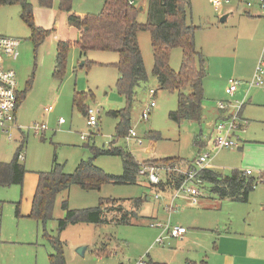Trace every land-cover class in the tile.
<instances>
[{
	"label": "rangeland",
	"instance_id": "374dc122",
	"mask_svg": "<svg viewBox=\"0 0 264 264\" xmlns=\"http://www.w3.org/2000/svg\"><path fill=\"white\" fill-rule=\"evenodd\" d=\"M95 1L101 3V0H72L71 9L83 13H97L101 7ZM230 4L232 2L225 3L224 0H190L187 21L197 27L195 45L206 58L207 73L203 79L204 102L200 121L175 122L168 117L169 111L177 106L175 91L159 89L154 96L150 94V89H156V79L151 74L153 58L150 39L148 32L139 33L140 51L148 72V80L138 88L137 99L131 109L130 127L142 144L135 139L126 142L119 138L115 140L116 146L130 150L137 158H150L154 155L160 158L180 157L191 161L211 149L208 145L213 136L211 131L219 120L217 103L241 104L240 117L246 123L244 130L235 134L243 141V149L211 152L212 165L214 169L226 174L236 168H249L253 171L252 176L259 178V170L264 169V85L248 89L246 82L251 78L264 45V17L244 16L243 8H240L222 23L220 14L216 12L221 7L224 13ZM52 5L51 7L57 9L59 0H52ZM19 11L18 5L0 6V34L20 40L19 56L10 61L9 65L16 72L17 88L24 90L28 82L31 87L27 88L17 113V124L21 128L13 129L12 140L0 134V161L9 162L23 141L22 153L25 158L19 162L25 166L27 172L23 187L22 184L0 185V264H49L48 255L54 249L43 236L41 223L37 225L30 217H16V202H20L21 212L29 208L36 172L49 170L54 158L63 165L64 172L71 173L80 160L91 157V151L85 147L87 142L98 148H107L113 141L117 122L116 118L107 115V111L123 108L125 103L115 87L117 71L113 66L91 64L82 68L78 65L83 60H95L105 64L117 58L115 53L89 51L80 59L78 48L72 46L67 54L65 74L58 80L52 76L55 41L51 44L49 36L35 49L28 39L29 28L21 20ZM138 19L145 21V14L139 13ZM48 20L51 22V18ZM43 28L47 29L44 26ZM180 62V49L173 48L169 65L178 70ZM228 79L241 82V86L232 96L225 93ZM87 89H91L94 94L90 106L99 111V124L94 127V135L89 141L81 138L82 134L88 135L89 128L85 124V118L79 116L76 107L72 105L75 90ZM151 100L156 105L148 119H143L141 111ZM51 104H54L53 111L44 113V107ZM60 118L64 123L58 122ZM41 125H44L43 133L35 132L34 128ZM149 131H155L161 137L154 140L149 137ZM197 138L206 141L208 147L197 146ZM94 164L107 173L122 172L119 156L100 155L94 159ZM262 187V184H258L253 192ZM153 192L143 179L135 184H104L99 190H82L72 185L57 196L52 218L45 224L46 231L52 236L58 235L57 220L64 216L61 203L65 199L68 207L72 209L95 207L101 198L125 199L126 201L113 203V206L129 209L131 204L127 200L145 197ZM165 204L164 200H155L151 195L150 201L145 200L138 213L143 218L134 220L132 224H69L59 234L64 242L65 264H134L140 258L145 262L147 260L149 264L163 262L160 260L164 259L162 255H165V251L178 247L175 238H171L169 245H153L161 229L151 226L150 223H164L168 219V214L163 209ZM185 204V199H175L174 205H178V208L169 215L170 226L181 225L188 232H198L202 241L210 248L213 247L211 234L200 232L202 230L197 225L189 222ZM108 212V218L112 217L113 211ZM223 218L226 219L225 213ZM212 232L214 233L213 229ZM261 241H264V237L252 243L257 246ZM194 242L192 236L187 243L193 253L196 248ZM79 247H84L83 254L77 251ZM100 249H104L106 254L99 252Z\"/></svg>",
	"mask_w": 264,
	"mask_h": 264
},
{
	"label": "trees",
	"instance_id": "16d2710c",
	"mask_svg": "<svg viewBox=\"0 0 264 264\" xmlns=\"http://www.w3.org/2000/svg\"><path fill=\"white\" fill-rule=\"evenodd\" d=\"M72 0H59L58 8L67 13L68 25L78 30L77 45L80 53L89 50L110 51L118 55L114 66L121 77L116 82L117 90L125 97V106L108 114L117 119L115 136L122 138L130 128V108L132 106L135 88L147 80V72L142 59L137 34L147 31L153 51L152 75L158 80L159 90L177 93V106L169 111L168 117L175 121H199L202 115L204 100L203 78L206 75V58L195 45L196 26L187 21L190 10V0H143L147 3V18L139 21V0H104L101 10L96 13L77 15L71 9ZM42 7H51L52 0H36ZM132 2V3H130ZM18 5L19 16L28 26V39L34 48H38L50 34V29L37 26L34 21L33 6L29 0H0V6ZM70 47L68 41H59L56 46L55 65L52 76L61 80L65 74L67 54ZM173 48L182 50L181 64L178 71L169 65L170 53ZM91 63V62H90ZM87 63V66L88 64ZM30 83L28 84V87ZM155 89L154 91H156ZM86 95L74 93L72 105L82 114L87 112L84 106ZM21 95L18 96V103ZM149 136L158 138L157 132H149ZM23 141L17 147L9 162L0 161V185L22 184L26 173L25 166L19 162L18 153ZM92 155L81 160L71 173L63 171V165L54 158L48 171L37 173L38 180L32 197L28 217L41 223L43 236L49 241L54 252L48 255L49 264H65L64 242L59 234L69 225L77 223L94 224H132L134 220L142 219L138 212L145 197L127 200L131 208L114 207L113 203L125 199H103L95 207L72 209L68 207L67 199L61 203L64 216L57 220L58 235L52 236L46 231V222L52 218L56 197L62 191L76 185L82 190H99L104 184H135L141 163L123 147L111 145L108 148L89 147ZM100 155L119 156L122 163V173L119 175L105 172L94 164V159ZM179 158L148 159L142 161L152 165H174ZM200 178L210 184V190L219 197L246 202L253 186L263 183L264 178L258 179L244 175L243 171L233 169L229 174H221L209 169H203ZM178 177L171 174L165 183L148 184L154 190H165L166 186L175 188ZM110 203V205H108ZM20 202H16L15 213H19ZM110 206V207H109ZM110 208V209H109ZM112 210V217L108 218ZM99 252L106 254L104 249ZM188 264H196L189 262ZM205 264V262H201Z\"/></svg>",
	"mask_w": 264,
	"mask_h": 264
},
{
	"label": "crops",
	"instance_id": "0c3cea01",
	"mask_svg": "<svg viewBox=\"0 0 264 264\" xmlns=\"http://www.w3.org/2000/svg\"><path fill=\"white\" fill-rule=\"evenodd\" d=\"M97 3L99 4V7L102 8L104 0H101V3L99 1L98 2L95 1V4H97ZM32 6H33V15H34L35 24L37 26H40V27L44 26V27H47V29H50L51 32L47 36V38L50 36L49 39L51 40V44H53V42L55 41L54 65H55L56 46H57V43L59 41H68L70 43V47L76 46L79 50V47L77 45V40H78V36H79L78 30L76 27L68 25V23L66 21V18H67L66 12H64L63 10H61L59 8L55 9L54 7H51V8L42 7L37 2H35V3L33 2ZM94 6L96 7V5H94ZM136 6L139 9V13L145 14V17L147 18V12H146L147 3H146V1L139 0L136 2ZM101 8H100V10H101ZM240 8H243L244 16L251 17V18L252 17H264L262 15V13L258 7V3L256 1H253L251 8H246L244 5L237 2V0L234 3L232 0V4L229 5V7L226 9V11L224 13H223L224 10L221 7L218 8L216 13L220 14V17H222L225 14L227 15L224 21H220L223 23V22L227 21V19L230 16H233L235 11L240 9ZM72 12H74L77 15L86 14L85 12L84 13L83 12H77L75 10H73ZM88 13H91V12H88ZM92 14H96V13H92ZM49 18H51V22L48 20ZM140 32H143V31H140ZM140 32H138V34H137L138 44L140 41V35H139ZM145 32H147V31H145ZM148 34H149V32H148ZM9 37H12V36H9ZM12 38H15V37H12ZM149 39H150V34H149ZM19 46H20V40H19ZM19 46H18V48H19ZM150 46H151V41H150ZM139 47H140V44H139ZM89 51H96V50H89ZM89 51H87L85 54H81L80 50H79V58L80 59L84 58ZM101 52H110V51H101ZM113 53H115V52H113ZM180 53L182 56V50L181 49H180ZM151 54H152V58H153L152 46H151ZM18 56H19V53H18ZM18 56L15 59H7L6 64L8 66H10L9 62L12 60H16L18 58ZM258 58H259V56H258ZM117 59H118V55H117V58L115 57V59L113 61L107 62L105 64L103 62H98L95 60H90V61L83 60L78 65H79V67H82V68L88 67L91 64L92 65H99V66H102V65L113 66L117 71V78L115 81V87H116V82L121 77L117 68L114 66V63L117 61ZM87 63H90V64H88V66H87ZM180 64H181V62H180ZM54 65H53V68H54ZM144 66H145V64H144ZM10 67H12V66H10ZM152 68H153V62H152ZM145 69H146V67H145ZM151 71H152V69H151ZM175 71H178V70H175ZM253 71H254V69H253ZM146 72H147V70H146ZM152 76L156 79V89H157L158 80H157L156 76H154V75H152ZM251 77H252V75H251ZM147 80H148V74H147ZM145 82H141L135 88V95L133 97L132 105L135 102V100L137 99L138 88L141 86L142 83H145ZM29 83L30 82L26 83V87L24 90L18 89V96H19V94L21 95V101H19L18 107H17L16 112H15L16 122H17V113L20 111L19 108L21 107L20 106L21 102L25 98V93L27 91V88L31 87V83H30V86L28 87ZM246 85H247V82H246ZM240 86H241V83H240L239 87ZM259 87H261V86H259ZM116 90H117V88H116ZM117 92L123 97L124 103H125L124 95H122L118 90H117ZM156 92L157 91L154 92V95L156 94ZM74 93H84L86 95V98L84 100V106H85L87 112H85V114H82L77 109L78 115L85 118V124H86V120L88 117V109L89 108L93 109L90 106V103L94 99V94L91 91V89L75 90ZM175 93H176V91H175ZM154 95H152V96H154ZM72 100H73V97H72ZM203 102H204V100H203ZM120 108L108 109V111H117V110H120ZM53 109H54V104H51V105L44 107L43 111H44V113L47 114V113L53 111ZM131 109H132V106L130 108V113H129L130 121H131ZM202 110H203V103H202ZM94 111H95V114L97 116V124H96V126H94L96 128V127H98V124H99V116H98L99 111H98V109L94 110ZM108 111H107V115L110 116L108 114ZM201 117H202V115H201ZM220 117H222V111L218 108L217 120ZM58 122L60 124L64 123V121L60 122V119ZM116 123H115V125H116ZM214 125H213L212 131H211L213 136L215 135ZM41 126H44V125H41ZM87 127L89 128L88 135L82 134L81 138L83 140L87 139L89 141L90 138H92V136L94 135L93 129H95V128L89 127L88 125H87ZM43 129L44 128L40 129L39 131H41L43 133ZM130 130H133V129L130 127L128 132L122 137L123 139H125V141H126V137L129 134ZM39 131H35V132H39ZM149 132H155V131H149ZM148 135H149V133H148ZM149 137L154 139L151 136H149ZM160 137L161 136H159L158 138H160ZM212 137L210 138V141L208 144L211 147V149L209 150L210 153L214 151V150H212V141H211ZM117 139H119V138L115 136V129H114L113 141L110 142L108 147H110L111 145L116 146L115 140H117ZM137 139H139L141 141L140 138L137 137ZM154 140H156V139H154ZM195 143L199 147H208V145L206 144V141L204 142L200 138H197L195 140ZM141 144H142V141H141ZM90 146H93V145L92 144L90 145L89 142H87L85 144V147H87V148H89ZM243 146H244L243 141H239V146L237 148H225V149L226 150H234V149L235 150H242ZM123 149L129 151L134 156V154L130 150L125 149V148H123ZM20 151H22V149ZM91 155H92V153H91ZM151 155H153V154H151ZM211 155H212V153H211ZM134 157L140 163H143L142 161H145L148 159H163V158H160V157H157L154 155H153V157H150V158H137L136 156H134ZM24 158H25V156H24ZM167 158H179L182 160H186V159H183L180 157H167ZM212 159L213 158L211 157L209 165L206 169H209V170H212L215 172H219L221 174H226V173H223L219 170L214 169V167L212 165ZM186 161H189V160H186ZM51 164H52V162H51ZM236 169L243 171V172L246 170H250L251 175H246V176H252V174H253V171L249 168H246V169L236 168ZM26 172H27V170H26ZM37 173L38 172H36V178H35V182H34V186H33V194H34L36 184H37V180H38ZM171 174H173V173H169L168 176L170 177ZM259 174H260L259 177L264 178V169L259 170ZM25 175H26V173H25ZM25 175H24V178L22 181V187H23L24 182H25ZM115 175H119V174H115ZM253 178H255V177H253ZM140 179H142V178L138 177L137 180L140 181ZM199 179H200L199 186H200V189L202 191V196L199 198L198 203L195 205H192L187 198H185V197H181V198L185 199L187 202V204H185L184 207L186 209L185 211L187 213V216L189 217V222L193 225H197V227H199L198 229L202 230L200 232H209L211 234V236L213 237L212 240H214L213 241V247L210 248V246H207V244L204 241H202V236L200 237L198 232L197 233L195 231L188 232L186 229V231L181 236L175 238L177 240L178 247L173 249V250H166L165 255H162V256H164V259L162 258L160 260L163 262H159L158 260H155V261H158V262H155V264H188L189 262H194L196 264H201V262H205V264H264V241H261L257 246H254V244L252 243V241H259V238L264 237V182L263 183H257L255 186H253L254 188L249 193L247 201L246 202H240V201L232 200L228 197H224V198L219 197L216 193H213L210 190V184L208 182L202 180L200 178V176H199ZM165 181H166V179H165ZM141 182H143V181L141 180ZM162 183H165V182H162ZM145 184L148 186V184H150V183L145 181ZM258 184H262L263 187L260 190L253 192L254 189L258 186ZM172 190H173L172 188H170L169 186H166L165 190H154L153 193H150V195L145 196L146 200L150 201L151 195H153V198H154L155 193H158V192L161 193L159 198H156V199L154 198V199L155 200L162 199L165 201L166 204L164 205L163 209L165 210V212H167L168 219L164 223H169V224H170V222H169L170 213L174 209L178 208V205H175V207L172 210L168 211V207L172 204V200H171V194H172L171 191ZM204 190L206 193H204ZM162 191L164 192L163 194H162ZM33 194H32V197H33ZM32 197H31L29 208L26 209L24 212H21L19 210L20 216H17L15 213L16 217H28L27 215L30 212ZM174 201H175V199H174ZM174 201H173V203H174ZM224 213L226 215V219L223 218ZM35 222L37 223V225L40 224L36 220H35ZM156 223L157 222H151L150 225L156 226ZM176 226H181V225H176ZM158 228H160V227H158ZM221 228L223 230H221ZM204 229L210 230V231H204ZM212 229H213L214 233L212 232ZM161 232H162V229H161ZM161 232L158 236H160L162 238V242L156 243V239L158 237L157 236L153 242V245H161L162 246L165 243H167L169 245V241L171 240V238H174V237L167 236L166 234L161 233ZM192 236H193V239L195 241L193 245H195V247H196L195 250H193L194 253L187 246V243L190 241V238ZM215 240H216V242H215ZM165 258L167 260H165ZM156 259H159V258H156ZM149 261L150 262L152 261L151 258H149ZM146 262H147V264H149V262L147 260H146ZM134 264H136V262Z\"/></svg>",
	"mask_w": 264,
	"mask_h": 264
},
{
	"label": "built area",
	"instance_id": "2783aa9c",
	"mask_svg": "<svg viewBox=\"0 0 264 264\" xmlns=\"http://www.w3.org/2000/svg\"><path fill=\"white\" fill-rule=\"evenodd\" d=\"M224 1L225 3L232 2V0ZM253 1L258 3V7L264 16V0H237V2L244 5L246 8H251ZM18 46V39L0 35V134L5 135L8 140H12L13 129L19 130L21 128L15 119V112L18 107L16 73L12 67L6 64L7 59H15L18 56ZM240 83L241 82L236 79H228L225 93L232 96L238 90ZM262 85H264V45L255 65L252 77L247 82V87L252 88ZM149 92L151 95H154L155 91L150 89ZM155 105L154 100H151L145 105L141 111V117L143 119H148ZM217 106L222 111V117H220L218 122L214 125L215 135L212 140V150L218 151L225 148H237L240 140L235 133L237 131H243L246 123V121L240 117L241 104L218 102ZM60 122H63V119L60 118ZM86 124L89 127H94L97 124V116L95 111L91 108L88 109ZM42 128H44V126L35 127L34 130L39 131ZM131 139H135L141 144L134 130L129 131L126 141L128 142ZM210 158V151H206L197 155V157L191 161L180 160L172 166L141 163L138 170V177L150 184L156 185L165 182L168 174L173 173L179 180L178 185L171 191L172 204L168 207V211L175 207L173 201L178 197H185L192 205H195L202 196V191L199 186V176L201 171L208 167ZM18 159H24L22 151L18 153ZM244 175H251V171H244ZM163 193L162 191V194ZM160 195V192L155 193L154 198H159ZM156 226L162 229L161 233L174 238L181 236L186 231L183 226L172 227L169 223H156ZM161 242L162 238L158 236L156 243ZM136 264L147 263L140 258L136 261Z\"/></svg>",
	"mask_w": 264,
	"mask_h": 264
},
{
	"label": "water",
	"instance_id": "95a60500",
	"mask_svg": "<svg viewBox=\"0 0 264 264\" xmlns=\"http://www.w3.org/2000/svg\"><path fill=\"white\" fill-rule=\"evenodd\" d=\"M226 14L225 15H223L222 17H220V21H224L225 20V18H226ZM83 250H84V247H79L78 249H77V251L80 253V254H83Z\"/></svg>",
	"mask_w": 264,
	"mask_h": 264
}]
</instances>
